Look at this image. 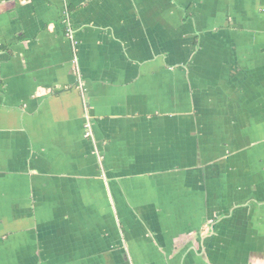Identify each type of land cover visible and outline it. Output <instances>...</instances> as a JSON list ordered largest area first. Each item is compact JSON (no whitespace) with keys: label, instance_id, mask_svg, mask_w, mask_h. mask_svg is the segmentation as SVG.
Here are the masks:
<instances>
[{"label":"crops","instance_id":"0c3cea01","mask_svg":"<svg viewBox=\"0 0 264 264\" xmlns=\"http://www.w3.org/2000/svg\"><path fill=\"white\" fill-rule=\"evenodd\" d=\"M0 264H264V0H0Z\"/></svg>","mask_w":264,"mask_h":264},{"label":"built area","instance_id":"2783aa9c","mask_svg":"<svg viewBox=\"0 0 264 264\" xmlns=\"http://www.w3.org/2000/svg\"><path fill=\"white\" fill-rule=\"evenodd\" d=\"M88 126H89V125L86 126V128H87V130H86V135H87V136L90 135V132H89V130H88Z\"/></svg>","mask_w":264,"mask_h":264}]
</instances>
